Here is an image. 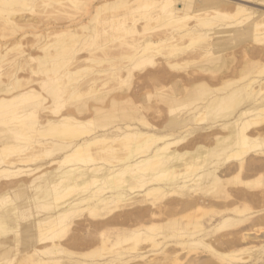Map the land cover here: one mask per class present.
Segmentation results:
<instances>
[{"label":"bare ground","instance_id":"obj_1","mask_svg":"<svg viewBox=\"0 0 264 264\" xmlns=\"http://www.w3.org/2000/svg\"><path fill=\"white\" fill-rule=\"evenodd\" d=\"M238 1L0 0V264L264 255V0Z\"/></svg>","mask_w":264,"mask_h":264},{"label":"rangeland","instance_id":"obj_2","mask_svg":"<svg viewBox=\"0 0 264 264\" xmlns=\"http://www.w3.org/2000/svg\"><path fill=\"white\" fill-rule=\"evenodd\" d=\"M99 0H93L92 4H91V7L93 5H95ZM231 2L233 3H242L238 0H230ZM246 5H249L253 8H260L262 9V7L260 6H257V5H254V4H248V3H245ZM91 7L89 6V10H91ZM33 10L38 13L40 11V8H38L37 6H35L33 8ZM32 12V15L31 13L28 11V12H25V13H28V15L30 16H35L36 13L35 12ZM231 22L228 21L227 24ZM228 26V25H227ZM231 26V27H230ZM237 27L234 26V25H229L228 26V29L230 30H235ZM117 42H113L112 44H116ZM235 44V43H233ZM246 44V41H239L235 44V50H241ZM98 46V43H96L95 45H93L94 48H96ZM240 59V57H238V55L235 57V60L234 61H231V62H228V64H226L223 68H221V71L225 72V73H229L231 70H233L234 66L236 65V61ZM199 65H194L191 67V69H198ZM264 257V255H262ZM261 256V258L255 263V264H264V258ZM210 257V254L209 252L207 251H204L200 248H197L195 249L194 251H192L189 255H187V257L184 259V264H190V261L193 259V258H201V259H208ZM243 261L245 262L244 264H252V258H251V255L249 253H244L240 256ZM225 260L224 259L223 261L222 260H219V259H213L212 261L214 262V264H221V263H225Z\"/></svg>","mask_w":264,"mask_h":264}]
</instances>
